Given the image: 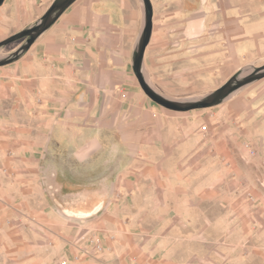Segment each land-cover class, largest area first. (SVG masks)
<instances>
[{
    "label": "crops",
    "instance_id": "0c3cea01",
    "mask_svg": "<svg viewBox=\"0 0 264 264\" xmlns=\"http://www.w3.org/2000/svg\"><path fill=\"white\" fill-rule=\"evenodd\" d=\"M55 1L6 0L0 7V42L3 23L11 22L13 28L34 14L42 18ZM151 1L154 30L150 43L160 45V49H165L162 43L184 24L183 44L191 58L195 55L207 64L211 60L224 63L227 46H233L232 58L240 62V72L264 58V0H204L198 10L189 11L178 0L168 9L184 14L176 18L183 20L166 23L158 20L161 15ZM195 12L200 14L197 18L192 17ZM145 24L144 0H77L22 60L0 67V224L28 218L45 226L43 232L0 229V258L6 264H21L17 256L4 255L22 248L29 249L25 264L72 262L85 251L90 253L80 264H239L236 248L227 253L224 243L212 246L207 239L202 240L211 231L218 241L226 234L229 218L225 205L230 197L223 171L221 177L217 175V191H209L210 182L187 191L172 181L177 169L170 159L174 156L171 148L144 150L143 155L153 165L137 196L124 199L120 226L100 230L101 251L90 240L85 243L92 227L74 230L67 240L65 225L57 229L52 225L58 212L62 219L82 222L92 221L99 215L94 214L97 210H104L116 180L111 169L117 158L126 156L122 145L113 143V133L103 132L104 127L120 130L116 139L129 142L137 139L132 127L160 125L165 117L175 126L210 125L209 108L189 113L166 110L142 89L134 58ZM151 45L144 58V76L161 94L156 89L161 82L158 59L151 57ZM213 45L216 52L211 49ZM171 79L162 82L170 83ZM208 94L161 95L180 102L198 101ZM232 97L231 105L217 111L219 137L226 139L232 130L233 139L249 142L245 151L252 152L264 166V79ZM143 135L152 140L160 137L155 133ZM125 176L119 178L125 182ZM246 186L233 182L234 203L245 200L264 205V182ZM245 188L246 194L240 196ZM51 195L58 207H53ZM204 198L216 202L217 214L198 212L199 200ZM189 199L193 211L185 205ZM260 214L264 209L255 215L256 221ZM53 232L57 243L50 237ZM24 237L32 238L29 244L35 243L36 237L55 244L49 247L42 242L29 248L21 240Z\"/></svg>",
    "mask_w": 264,
    "mask_h": 264
},
{
    "label": "rangeland",
    "instance_id": "374dc122",
    "mask_svg": "<svg viewBox=\"0 0 264 264\" xmlns=\"http://www.w3.org/2000/svg\"><path fill=\"white\" fill-rule=\"evenodd\" d=\"M154 1L156 12L161 15L158 20L165 23L168 21L183 20L182 18L176 20V18L179 19V17L184 14H176L174 11L171 12L169 11L170 9H168L171 5L176 6L178 0ZM182 1L184 5H187L189 11L192 9L196 10L199 5H202V1L204 0ZM189 15L191 16V14ZM199 15L198 12H195L192 17L197 18ZM29 17V19H25L22 22L19 21L18 25L13 28H11V22H9V24L8 22L3 23L2 41L8 39L14 34L35 26L41 20L40 16L35 14ZM180 26L182 27H178V30L174 35H169L162 43V45L165 44V49L162 50L160 49V45L150 43V45L152 44L150 49L151 57L153 60L156 58L158 59L156 67L157 72L161 75L159 79L161 82L158 83L159 88L156 89L160 91L161 94L168 97H198L207 94L208 92L210 94L225 85L232 77L240 72V62L232 58V55L235 54V47L233 46L232 49L227 46L226 60L224 63L222 62L219 64L217 60H211L207 64V62L198 59L195 55H193L194 58H191V55L189 54L190 50H186L185 44H183L186 41L183 31L184 24ZM178 43H180V45H178ZM25 45L26 39H22L0 48V62L9 60ZM34 45L30 50L23 52L17 60L0 67L9 66L22 60L25 55L33 49ZM211 49H214L216 52V45L211 46ZM161 55L163 56L162 58L164 61L163 59L159 60V56ZM262 66H264V58L256 60L251 63V65H248L247 71H253L255 68ZM165 78L172 79L170 80V83L168 81L162 82ZM165 82L166 85H164ZM163 87L166 89L169 88V90L164 91ZM232 98L233 97L231 96L222 104L209 108L211 119L209 126L202 127L199 125L198 128H196V126H186L184 124H176L175 126L169 124L168 120L170 121V119L165 117L162 119L163 123L160 125L148 126L146 129L132 127L131 129L137 136V139L129 142H121V140L116 139V133L120 130H117L116 128L109 130V128L105 129L104 127L103 132H112L113 135L110 137L113 138V143L119 146L122 145V148L120 149L126 154V156L117 158V162L115 163L116 166L114 165L111 169L116 180L115 184H113L114 186H111L109 189L108 202L105 205L104 210L101 211V208L94 213L99 215L94 217L92 221L77 222L69 218L62 219L61 214L58 212L56 214V220L52 221L54 228L57 229L59 226L63 227V225H65V231H63V233L66 235V239L69 240L71 239L69 234L74 230H86L88 227H92L91 235H88L85 243L90 240L92 244V241L96 240L101 248L104 247L102 240L99 237L100 230L105 229L106 227L115 228L120 226L119 222H121V220L122 222L124 221L121 212V209L124 206V199H132L137 196L138 189L143 186L141 181L144 180L145 176H148L149 168L153 165V163L149 161V158L143 155L144 150L154 147H158L160 150L171 148L172 156H174L170 159H172L177 169L176 172L171 175L172 181H175V184H179L180 186H185L187 191H191L192 187H198L200 184L207 182H210L211 187H208V189L210 188V192L213 190L217 191V175L221 177V172L223 171L224 173L223 176L226 181L227 194L230 197V199L227 197L225 205L226 217L227 219L229 218L226 234L224 238H221L220 241H218L217 236L215 234L213 235L211 231V234L208 237L202 239L203 242L207 239L208 241L206 243H210L212 246H218L219 243H224L226 245L227 253L231 251L230 249L236 248V255L240 258L239 264H264V214L259 215L257 218L259 219L258 221H256L255 217L256 214L258 215L261 210L264 209V205H251L245 200L241 203H234L232 199L233 197H231L234 196L231 195V188L235 181L247 186L258 182H264V166L257 161L252 152L249 154V152L245 151V145L249 142L235 141L233 139L232 130H229L226 139H221V137H219L217 111L221 110L224 105H231ZM201 110L202 109H196L189 112H200ZM148 133H155L160 137H158V140H152L148 137L144 138L143 134ZM174 133L177 134V137H172ZM101 143H103V148H105L106 142H104V139ZM127 153H129L128 156ZM162 160H164V158H162ZM126 172L128 173L126 174ZM121 175H127L125 176V182L119 178ZM213 185L215 188H212ZM247 186L246 188H248ZM246 188L242 191L240 196L246 194V190H248ZM51 199L53 207H58L54 196L51 195ZM189 201L191 202L189 199L185 202V205L191 206L190 210L193 211V206ZM199 201L201 204H199L200 208H198V212L217 214L218 206L215 204L216 202L209 203L206 198L203 200L200 199ZM199 201H197V203ZM132 207H136V205ZM9 221L11 220H7L4 222L5 224L1 225L2 221L0 220V229L10 227L11 229L22 230V232L29 229L43 232L41 229L42 227H45L42 222L36 219L30 220L28 218H23L13 220L11 223H9ZM79 222L82 223L80 226L78 225ZM193 232L194 231H191L190 233L193 234ZM55 233L56 232H53L50 237L54 238L57 243L58 238L57 236L54 237ZM21 240L26 246L32 244L39 246L42 242L48 244L49 247H52L53 244H55V241L54 243L51 239L46 241L43 237H41L40 240L37 239V237L34 238L35 243L33 242L30 244L28 243V240H32V238L24 237V239ZM34 245L28 247L32 248ZM34 253L35 251H33V254ZM26 254H29V249L22 248V250H19L18 252H8L4 256H17L20 263L25 264ZM56 259L54 260L55 262ZM34 261H36L35 258ZM0 264H6V262H3L0 258ZM227 264L231 263L228 262Z\"/></svg>",
    "mask_w": 264,
    "mask_h": 264
},
{
    "label": "water",
    "instance_id": "95a60500",
    "mask_svg": "<svg viewBox=\"0 0 264 264\" xmlns=\"http://www.w3.org/2000/svg\"><path fill=\"white\" fill-rule=\"evenodd\" d=\"M5 1L6 0H0V7L5 3ZM76 1L77 0H56L35 26L14 34L8 39L0 42V48H2L11 43L26 39V45L23 46L21 50L18 51L9 60L1 61L0 66L7 65L14 60H17L23 52L30 50L31 47L37 42V40L45 32H47L59 20L63 13L67 9H69ZM144 4L146 10V24L139 42L138 50L135 54L134 70L137 79L146 95L159 106L179 112H189L196 109L215 107L225 102L234 93L238 92L242 88L264 79V66L255 68L253 71L245 70L236 74L225 85L198 101L178 102L170 100L157 93L147 83L144 76V58L147 48L151 42L154 30V8L152 1L144 0Z\"/></svg>",
    "mask_w": 264,
    "mask_h": 264
},
{
    "label": "built area",
    "instance_id": "2783aa9c",
    "mask_svg": "<svg viewBox=\"0 0 264 264\" xmlns=\"http://www.w3.org/2000/svg\"><path fill=\"white\" fill-rule=\"evenodd\" d=\"M9 223H11V221H9ZM92 244L97 248L98 251H101V250H102V248L100 247L99 243H98L96 240H93V241H92ZM89 253H90V252L85 251L84 253H81L80 255H78V256L74 259V261L69 262L68 260H62V261L60 262V264H80L81 261H82V259H83V256H84V255H88Z\"/></svg>",
    "mask_w": 264,
    "mask_h": 264
},
{
    "label": "bare ground",
    "instance_id": "6f19581e",
    "mask_svg": "<svg viewBox=\"0 0 264 264\" xmlns=\"http://www.w3.org/2000/svg\"><path fill=\"white\" fill-rule=\"evenodd\" d=\"M205 1H206V0H205ZM233 95H234V94H233ZM233 95H232V96H233Z\"/></svg>",
    "mask_w": 264,
    "mask_h": 264
}]
</instances>
